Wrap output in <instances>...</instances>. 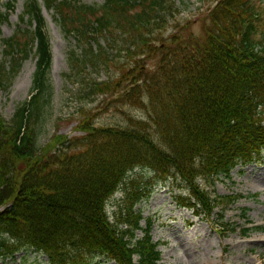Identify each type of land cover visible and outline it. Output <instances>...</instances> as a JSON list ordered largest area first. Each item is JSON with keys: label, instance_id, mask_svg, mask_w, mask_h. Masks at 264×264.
<instances>
[{"label": "trees", "instance_id": "1", "mask_svg": "<svg viewBox=\"0 0 264 264\" xmlns=\"http://www.w3.org/2000/svg\"><path fill=\"white\" fill-rule=\"evenodd\" d=\"M16 1L9 0L6 12L0 10V91L11 87L31 55L36 70L30 100L10 121L0 113V253L14 257L33 249L46 255L49 264H88L92 257L116 264H165L152 238V219L136 209L152 190L130 172L140 167L182 182L187 195L175 196L178 206L204 212L208 219L230 196H212L201 181L212 185L221 175L229 177L239 163L264 161V46L255 40L251 20L258 13L249 0H222L231 24L209 29L203 41L184 46L174 35L177 46L171 45L154 68L140 67L122 94V102L139 109L140 116L127 115L120 125L85 118L81 137L56 134L41 146L38 123L51 97L50 38L39 0H24L15 31L2 37V24ZM168 1L43 4L83 48V54H69L75 70L109 61L101 41L116 43L118 32L133 42L142 40ZM107 86L92 83L97 94L110 91ZM118 191L122 197L109 214L108 202ZM223 223L221 232L236 231L234 224ZM248 231L242 229L244 235Z\"/></svg>", "mask_w": 264, "mask_h": 264}, {"label": "rangeland", "instance_id": "2", "mask_svg": "<svg viewBox=\"0 0 264 264\" xmlns=\"http://www.w3.org/2000/svg\"><path fill=\"white\" fill-rule=\"evenodd\" d=\"M39 1L43 3V0ZM81 1L86 4H102L105 0ZM221 1L169 0L166 9L153 22L152 30L143 34L147 45H144V38L133 42L130 35L123 38V34L118 32L116 43L110 45L101 41L108 51L109 61L105 59L99 66L88 62L86 66L75 70L69 64V54L71 50L83 54V48L80 42L64 31L54 11L42 4L53 59L49 74L51 97L44 105L38 123L39 145L46 144L56 134L65 135L70 140L81 137V122L85 118L90 117L98 125H120L127 115L140 116L139 109L122 102L124 90L137 79L140 67L149 70L154 68L171 45L177 46L178 41L173 40L174 35H178L180 45L184 46L189 41H203L209 29L231 24L232 15L227 7L220 5ZM8 2L0 0L2 12L7 11ZM249 3L259 16L255 15L253 19L249 16L256 27L253 35L259 41V46H264V0H249ZM23 9L24 0H17L14 9L9 12V19L2 24V37H8L15 31ZM85 47L87 49L89 45ZM2 50L0 41V60L3 58ZM35 70L36 58L31 55L22 64L11 87L0 91V113L5 120L10 121L16 109L29 101ZM94 81L107 82L106 89L110 91L97 94L92 88ZM130 175L144 178L146 186L152 190L147 199L136 205V209L153 221L151 234L161 250V262L264 264V161L255 159L239 163L229 177L221 175L212 185L201 181V185L212 196H230L229 201L223 200L224 203L217 206L208 219L204 212L197 213L186 206H178L175 196L180 193L187 195L182 182L161 179L140 167L135 168ZM121 197L122 193L118 191L109 200V214L114 213ZM222 208H225L223 219L220 217ZM145 221L142 222L144 227ZM221 223L226 226L235 224L237 229L221 232ZM254 226H262V229H252ZM242 228L251 229L247 235H243ZM137 235L141 237L143 233L139 231ZM0 264L49 263L42 253L26 249L14 257L0 253ZM88 264L116 263L103 257H92Z\"/></svg>", "mask_w": 264, "mask_h": 264}]
</instances>
